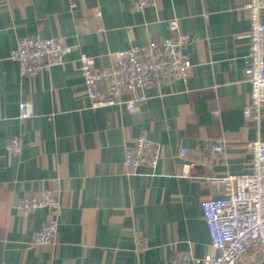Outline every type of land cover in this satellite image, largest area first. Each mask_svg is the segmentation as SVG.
<instances>
[{
    "label": "crops",
    "instance_id": "obj_1",
    "mask_svg": "<svg viewBox=\"0 0 264 264\" xmlns=\"http://www.w3.org/2000/svg\"><path fill=\"white\" fill-rule=\"evenodd\" d=\"M248 2L157 0L136 9L134 0H0V264H202L182 255L216 253L201 202L233 190L249 168V141L264 139V105L260 121L244 116ZM173 17L189 36L181 47L189 74L147 88L136 111L94 104L81 53L110 67L118 50L171 38ZM28 36L61 38L72 51L24 74L11 51ZM139 136L158 158L131 171L125 153ZM45 189L61 210L54 242L40 244L34 232L50 208L25 214L18 204ZM237 264H261L260 255L249 249Z\"/></svg>",
    "mask_w": 264,
    "mask_h": 264
},
{
    "label": "built area",
    "instance_id": "obj_2",
    "mask_svg": "<svg viewBox=\"0 0 264 264\" xmlns=\"http://www.w3.org/2000/svg\"><path fill=\"white\" fill-rule=\"evenodd\" d=\"M71 6L76 0H69ZM157 0H134V8L155 5ZM249 50L245 74L250 82V97L244 106V116L261 120L264 105V0H249ZM83 20H80V23ZM173 36L168 39L152 38L118 50L110 67H96L94 56L81 53V70L85 79L86 92L94 104L112 105L125 103L130 111H136L141 101L147 98L146 89L163 84L175 76L186 77L192 61L182 52V45L189 36L182 31L180 20H169ZM72 46L61 38L24 37L12 49L11 57L18 60L24 74H34L64 61ZM124 92L131 97L123 99ZM31 114L27 100L20 103V115ZM21 140L14 137L10 148L20 151ZM251 157L248 170L235 175V188L219 197L205 198L201 202L203 215L208 224L214 254L196 258L182 255L183 260H194L202 264H237L239 257L255 248L264 264V139L260 136L249 141ZM215 150H222L218 144ZM185 152L181 150V154ZM158 158V147L145 136H139L133 148L125 153V161L131 171L142 164H154ZM49 207L52 217L34 232L40 244L54 242L58 231L61 205L51 189L43 190L41 196H23L18 208L25 214L38 207Z\"/></svg>",
    "mask_w": 264,
    "mask_h": 264
}]
</instances>
